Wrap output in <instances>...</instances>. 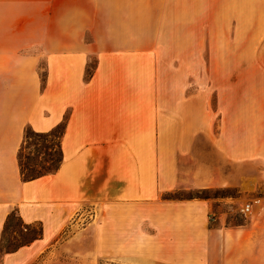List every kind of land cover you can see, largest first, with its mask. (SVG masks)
Wrapping results in <instances>:
<instances>
[{
  "label": "crops",
  "instance_id": "crops-1",
  "mask_svg": "<svg viewBox=\"0 0 264 264\" xmlns=\"http://www.w3.org/2000/svg\"><path fill=\"white\" fill-rule=\"evenodd\" d=\"M65 119L60 168L25 181L26 127ZM262 185L264 0H0V240L15 209L42 227L0 264H264ZM210 188L249 222L172 196Z\"/></svg>",
  "mask_w": 264,
  "mask_h": 264
},
{
  "label": "rangeland",
  "instance_id": "rangeland-1",
  "mask_svg": "<svg viewBox=\"0 0 264 264\" xmlns=\"http://www.w3.org/2000/svg\"><path fill=\"white\" fill-rule=\"evenodd\" d=\"M42 142V141H41ZM38 143H40V140L33 134L30 133L27 135V138L23 144V148L21 151L23 162L28 166L29 168H35L41 170V168H38V166H35V161L39 157L38 150H42L43 145L39 146ZM57 149V148H56ZM48 150L47 156L41 155L43 158H48V154L53 153L55 159L59 158V152L58 150ZM44 149L43 151H45ZM46 166H49L48 163H45ZM42 171V170H41ZM250 186V184H248ZM262 193H264V185H262L261 188ZM173 197H181V198H188V197H207V199L212 200L214 206L216 208H219L227 213L228 218H230V223L232 225H237L238 223H244L247 224L249 222V216L250 212H243L242 208L245 204H247L250 200H248L249 196H246L245 193H240L237 188H215L211 189L210 191L206 192H198V190H189V191H179L172 195ZM87 208V207H86ZM85 211L81 214H78L76 216V223L77 226H75L76 231H80L81 229L87 227L89 223L93 220V218L96 215V211H91L90 207L87 208ZM33 228L30 230H26L25 228H22V222L18 215L16 214L13 219L10 222V225L4 235V240L2 242L3 246H9L12 244H17L21 242L24 238H28L30 236H33L35 232L39 231V224H33ZM72 230V228H71ZM70 233V232H68ZM65 234L66 236L68 235ZM1 251V250H0ZM3 252V251H1ZM43 257L40 256L35 264H39L42 262ZM96 260V264H123L120 261H117L116 259L112 257L107 256H98Z\"/></svg>",
  "mask_w": 264,
  "mask_h": 264
},
{
  "label": "trees",
  "instance_id": "trees-1",
  "mask_svg": "<svg viewBox=\"0 0 264 264\" xmlns=\"http://www.w3.org/2000/svg\"><path fill=\"white\" fill-rule=\"evenodd\" d=\"M66 129V119L62 122H60L57 126H55L52 130L47 131V132H37L34 129H32L30 126H27L25 129V136H24V142L27 138V135L30 133H33L39 140L40 143H38L39 146L43 145L42 150H38L39 153V157L38 159H36L35 161V166H38V168H41V170L39 169H35V168H29L28 166H26V164L23 162L22 159V155H21V151L23 148V144L20 148L19 154H18V159H19V164H20V170H21V174H22V178L27 181V180H32L38 177H41L43 175H48V174H53L56 171H58V169L60 168V165L62 163L63 160V154H62V148H61V138L64 134V131ZM42 141V142H41ZM57 148V149H56ZM44 149H46L45 151H43ZM58 150V154H59V158H57V160L54 157L53 153L48 154V156L50 157H46L43 158L41 155H46L47 156V151L48 150ZM45 163H48L49 166H46ZM211 189H215V188H210V189H201L198 190V192H206V191H210ZM200 198H207V197H200ZM18 215L17 213V209L13 210L6 221L5 227H4V233L2 235V238L0 240V250L3 252H11V251H15L18 248H20L21 246L24 245H28L31 242H33L34 240L38 239L41 237L42 235V227L39 226V231L35 232L33 236H30L28 238H24L21 242L17 243V244H12L9 246H3L2 242L4 240V235L10 225L11 220L13 219V217L15 215ZM18 217L20 218L21 222H22V228H25L26 230H30L33 228L32 224H25L21 217L18 215ZM240 224H244V223H238ZM237 224V225H238Z\"/></svg>",
  "mask_w": 264,
  "mask_h": 264
},
{
  "label": "built area",
  "instance_id": "built-area-1",
  "mask_svg": "<svg viewBox=\"0 0 264 264\" xmlns=\"http://www.w3.org/2000/svg\"><path fill=\"white\" fill-rule=\"evenodd\" d=\"M242 211L243 212H250L251 211L250 204L249 203L245 204L244 207L242 208Z\"/></svg>",
  "mask_w": 264,
  "mask_h": 264
}]
</instances>
